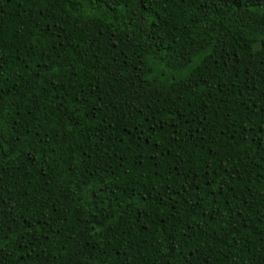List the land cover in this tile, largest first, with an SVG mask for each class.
I'll use <instances>...</instances> for the list:
<instances>
[{
  "label": "snow or ice",
  "instance_id": "6c2138e0",
  "mask_svg": "<svg viewBox=\"0 0 264 264\" xmlns=\"http://www.w3.org/2000/svg\"><path fill=\"white\" fill-rule=\"evenodd\" d=\"M11 2L0 0V9ZM18 2L27 3L36 19L23 37L19 29L6 37L0 22V264L10 259L16 264H131L137 256L144 264L143 249L152 251L151 264H237L241 254L248 264H264V0ZM117 22L122 26H112ZM92 26L95 35L84 39ZM236 30L246 38V49L233 47ZM53 33L74 35L53 43ZM226 70L231 80H222ZM237 81H245L237 95L247 93L253 102L246 110L234 114L231 105L225 110L204 100H214V91L237 89ZM197 100L204 101L199 114L193 107ZM182 105L189 108L183 119L197 125V132L211 127L209 114L220 121L219 132L209 133L204 171L211 174L189 165L191 174H182L179 188L165 182L167 190L158 192L154 184L145 195L144 148L125 144L119 133L126 124L118 125L138 112L160 125L157 148L168 139L169 127L172 142L179 144L175 137L183 120L176 115ZM212 107L215 113L209 112ZM161 112L166 115L156 119ZM209 137L201 133V141ZM81 143L94 147L80 148L77 155ZM194 155L193 149L189 156ZM174 158L186 163L178 153ZM161 163L162 157L154 165L155 177ZM29 171L44 182L38 187L34 177L25 182ZM173 171L181 175L178 166ZM10 172L11 187L12 177L5 180ZM246 177H256L246 185L249 195L221 204L235 192L233 180ZM197 186L215 198L216 211L212 201L201 207L199 191L190 194ZM14 190L22 198H15ZM55 193L63 199L53 200ZM166 199L171 214L159 218L163 225L152 239L144 233L149 222L159 221L147 219L145 205L168 207ZM137 212L145 217L139 227ZM70 215L78 218L74 230L84 243H73L72 232L61 240ZM45 228L52 230L41 231ZM97 237L91 247L87 241Z\"/></svg>",
  "mask_w": 264,
  "mask_h": 264
},
{
  "label": "trees",
  "instance_id": "16d2710c",
  "mask_svg": "<svg viewBox=\"0 0 264 264\" xmlns=\"http://www.w3.org/2000/svg\"><path fill=\"white\" fill-rule=\"evenodd\" d=\"M97 7H100L99 5ZM87 10V6H86ZM0 13H3L2 17V22L3 27H4V32L6 37L11 38L14 36L15 30L19 29L21 36L27 35V32L29 29L32 28L33 22L36 19L34 10L30 7H28L27 3L21 4L18 2V0H12L11 3L5 4L2 9H0ZM41 26L43 27V22H41ZM114 27H121L122 25L117 22L115 25H112ZM47 35V33H46ZM74 34H69V35H64L61 33H53V36L55 37V40L52 41L53 43L60 41L61 39L63 40H68L72 38ZM95 35V27L92 26L89 30V36H86L84 39H88L91 36ZM235 37H239L237 40ZM17 44L19 43V38H17ZM83 44V39L81 41ZM233 47L242 50L246 49L248 47V44L246 43V38L243 36H240L239 31L236 30L234 31V39L232 40ZM84 47H87L86 44H83ZM247 53H245L246 55ZM9 55H12V52L9 51ZM129 55H132L131 52H129ZM13 65L15 66L16 62L12 61ZM234 71V70H232ZM246 76L247 70H243ZM233 77L231 76V72L226 70L222 76V80L228 81L231 80ZM245 81H237V89H225L223 93H218V92H213V98L214 100H209L207 96L204 97V100L208 101L209 104H212L215 102L216 104L219 105L220 108L223 109H228V107L231 105L234 114L237 112H242L243 110H246V105L253 103L251 100L248 99L247 93L245 94L244 97H240L237 95V92L239 90H242L240 88V85L244 83ZM188 100V98H185ZM223 100H229L230 103H221ZM203 102L202 100H197L195 101L193 107L194 109L198 110L197 114L200 112H203ZM67 103V102H66ZM56 104L55 99H52V107L54 108ZM67 107L71 108V104H67ZM217 111L216 107H212L209 109L210 113H215ZM61 114H63L64 109L60 110ZM189 112V108L187 105H182L180 108V113L176 115L177 120H183V125L179 129L181 135L176 136L175 139L179 140L180 143H174L172 142V128L169 127L166 129V131L169 133L168 139L165 140L163 144L159 148L156 147V142L157 140L160 139L162 133L160 131V125L156 124V120L151 119L150 117L146 116H141L138 112L133 113L129 116V118L122 122L121 125H118V128L123 127L124 124H126V129L123 131H120L119 135L120 137L125 141V144H133L136 147H143L144 152L142 155L145 156V167L142 170L146 175L144 179L148 180V183L142 184L143 188L145 189V195H147V191L150 190L153 185L155 184V187L157 188V191H166L167 190V185L165 182H168L170 184H174L177 188L180 187L182 183V174H191V168L189 165L192 167L196 168L198 172H201L204 176H209L211 174V170L204 171V169L207 168V164L205 163V160L208 159L209 157V149H208V144L211 143V137H209V133H211L213 130L216 132H219V124L220 121L218 119H213V116L209 114L208 119L211 123V127H203L199 129V132L196 131L197 125L190 124L188 120H184L183 117L187 116ZM47 113L44 114L46 116ZM166 113L161 112L157 115L156 119H160L161 117L165 116ZM219 116L222 118L224 116V112L220 111ZM58 118V117H57ZM190 119V117H189ZM143 121V123H141ZM150 121V122H149ZM162 123H171V121H161ZM237 125L239 126L241 124V121L237 120L236 121ZM155 125L156 131L152 132V127ZM187 129V131H185ZM151 133V135H150ZM201 133L203 134L204 137H209L208 140L201 141ZM193 134H195V139L192 138ZM223 139V137H222ZM84 147H94L91 145H87L85 143H81L78 146L77 149V155H79V149L84 148ZM109 148L111 150V145H109ZM193 149L195 150V155L194 156H189L190 153H192ZM171 150L172 155L169 156L167 155V151ZM177 153L179 156H183L186 163L180 164L178 158H174L177 156ZM156 154L157 159L154 161L152 159V155ZM131 155V154H129ZM163 158V163L160 164V177H155L153 173L155 172V163H157L160 158ZM80 159H84L82 156ZM173 166H178L180 168V173L181 175L178 176V174L173 171ZM219 173L217 175V183H221V175L222 172L221 170H217ZM119 175V173L117 174ZM12 177L11 182L9 183V187L12 186V183L15 182L14 180V174L10 172L9 177H5L6 181H9V178ZM28 177H34L35 178V185L38 187L39 184L43 183V178L42 176L35 171H29L27 174H25V182L28 181ZM106 179H111L110 177H106ZM256 179V177L252 178H245L244 180H241L239 178H235L233 180V183L236 185V190L235 192L229 191L227 195V199L221 198V204H226L228 202L231 203H236L235 197L238 195L241 200H243L247 195H249L248 190L246 185L252 183V181ZM23 183V182H22ZM261 184H264V181L260 182ZM123 185H121L122 187ZM215 187V185H213ZM256 189L260 187V184H257L254 186ZM205 191H207V186H204ZM53 192L55 191L54 189L52 190ZM199 191V186L197 188H193L190 190V194L195 196L197 195ZM56 195H60L61 199H63V196L60 193H55V195L52 196V199H56ZM105 196L108 194L105 193ZM200 196H204V203L201 204V207H206L207 206V201H212V208L213 211H216V205H215V198L211 195L205 196L204 191H199ZM13 196L15 198H22L19 196L18 191H13ZM141 202L143 203V199H141ZM151 198H149V204H151ZM165 204L168 205V207H164L163 205L161 206L160 209H156L155 206L153 205L152 207H148V205H145V207L148 209V216L147 219L149 221H152V217L155 216L156 220L159 221L158 223L156 222H149L148 223V232L144 233V235H152V239L155 238L156 235H158V230L161 229V226L163 225V221H161L159 218L161 216H168L171 214V200L166 199ZM30 207V206H29ZM49 208L52 207V204L49 203L48 205ZM197 212H199V209H197ZM179 215H184V210L180 212ZM211 213L209 214V216ZM48 216L54 218V213L49 212ZM136 217H139L137 226L139 227L144 223L145 217L140 216V214L137 212L135 214ZM32 217L28 216V220L31 221ZM68 219V224L65 225V231L61 237V240H63V236H67L69 232L73 233L72 241L75 243L76 241H80L81 243H84L83 240L80 239V237L76 234L75 232V227L77 226V217L75 215H70L67 217ZM205 221H208L212 227H215V222L209 220V217L204 218ZM57 225H53V229H55ZM80 227H83V225H80ZM156 229L157 231H154ZM52 229H41V231H51ZM99 240V237L95 239H89L87 243L91 247H95L97 241ZM149 243H151V240H149ZM69 247L72 246V244L68 245ZM107 246V245H106ZM143 248V246H142ZM145 252H147V256L144 257V264H151L152 260V251L148 249H143ZM90 249H86L85 255L88 254ZM131 255V253H129ZM9 264H16V261L13 259L9 260ZM55 264H62L61 261H56ZM91 264H96V261H91ZM109 264H115V260H109ZM131 264H141V257L137 256L134 257L133 260L131 261ZM237 264H248V261L243 255L241 254V259L238 260Z\"/></svg>",
  "mask_w": 264,
  "mask_h": 264
}]
</instances>
